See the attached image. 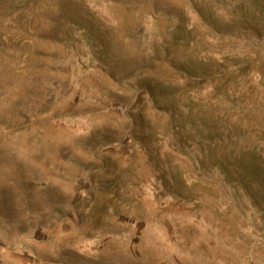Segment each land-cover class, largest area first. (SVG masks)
Segmentation results:
<instances>
[{
  "label": "rangeland",
  "instance_id": "374dc122",
  "mask_svg": "<svg viewBox=\"0 0 264 264\" xmlns=\"http://www.w3.org/2000/svg\"><path fill=\"white\" fill-rule=\"evenodd\" d=\"M0 264H264V0H0Z\"/></svg>",
  "mask_w": 264,
  "mask_h": 264
},
{
  "label": "bare ground",
  "instance_id": "6f19581e",
  "mask_svg": "<svg viewBox=\"0 0 264 264\" xmlns=\"http://www.w3.org/2000/svg\"><path fill=\"white\" fill-rule=\"evenodd\" d=\"M66 244V243H65Z\"/></svg>",
  "mask_w": 264,
  "mask_h": 264
}]
</instances>
